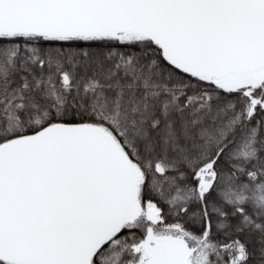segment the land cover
I'll return each mask as SVG.
<instances>
[{
  "label": "snow or ice",
  "instance_id": "6c2138e0",
  "mask_svg": "<svg viewBox=\"0 0 264 264\" xmlns=\"http://www.w3.org/2000/svg\"><path fill=\"white\" fill-rule=\"evenodd\" d=\"M0 264H264V0H0Z\"/></svg>",
  "mask_w": 264,
  "mask_h": 264
}]
</instances>
